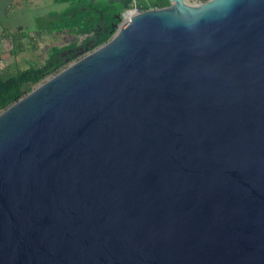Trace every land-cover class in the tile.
<instances>
[{
	"label": "water",
	"instance_id": "obj_1",
	"mask_svg": "<svg viewBox=\"0 0 264 264\" xmlns=\"http://www.w3.org/2000/svg\"><path fill=\"white\" fill-rule=\"evenodd\" d=\"M167 1L0 110V264H264V0Z\"/></svg>",
	"mask_w": 264,
	"mask_h": 264
},
{
	"label": "trees",
	"instance_id": "obj_2",
	"mask_svg": "<svg viewBox=\"0 0 264 264\" xmlns=\"http://www.w3.org/2000/svg\"><path fill=\"white\" fill-rule=\"evenodd\" d=\"M138 1L137 6L140 10L163 7L168 4L167 0ZM121 11L122 8L104 2L74 0L68 7L56 13L53 20L45 26V30H67L84 37L79 40V43L72 42L61 47H51L47 58L40 66H31L14 73L0 74V110L18 100L36 84L64 68L69 62L77 59L78 49L69 52L68 49L80 47L83 50L85 48L91 50L106 42L114 32L111 24L117 22L115 14H119ZM103 23L106 25L105 28L101 26Z\"/></svg>",
	"mask_w": 264,
	"mask_h": 264
},
{
	"label": "rangeland",
	"instance_id": "obj_3",
	"mask_svg": "<svg viewBox=\"0 0 264 264\" xmlns=\"http://www.w3.org/2000/svg\"><path fill=\"white\" fill-rule=\"evenodd\" d=\"M185 1L190 4L200 2L199 0ZM3 18V15L0 14V74L14 73L31 66H40L47 58L51 47H61L72 42L79 43V40L84 37L67 30L47 31L44 27L50 22L49 19L32 21L30 14L23 11L10 13L8 20ZM15 23H20L23 26L32 25L34 30L24 28L18 32L12 26Z\"/></svg>",
	"mask_w": 264,
	"mask_h": 264
},
{
	"label": "crops",
	"instance_id": "obj_4",
	"mask_svg": "<svg viewBox=\"0 0 264 264\" xmlns=\"http://www.w3.org/2000/svg\"><path fill=\"white\" fill-rule=\"evenodd\" d=\"M94 2H104L109 5L122 8V11L130 9L134 4L137 5L138 0H90ZM74 0H0V14L8 20V15L23 11L29 13L32 21H39L40 19L53 20L56 13L61 12L63 9L72 4ZM128 13H126L127 15ZM3 18V19H4ZM12 26L18 31L24 28H29L31 31L34 29L32 25H21L15 23ZM7 28V27H6ZM45 28V27H44ZM18 31V32H19ZM43 32V31H42ZM40 36L42 34L40 33ZM60 47V46H58Z\"/></svg>",
	"mask_w": 264,
	"mask_h": 264
},
{
	"label": "built area",
	"instance_id": "obj_5",
	"mask_svg": "<svg viewBox=\"0 0 264 264\" xmlns=\"http://www.w3.org/2000/svg\"><path fill=\"white\" fill-rule=\"evenodd\" d=\"M130 9H131L132 11H134V12L142 11V10H140V9L138 8V6H137L136 4H134L133 7L130 8Z\"/></svg>",
	"mask_w": 264,
	"mask_h": 264
},
{
	"label": "flooded vegetation",
	"instance_id": "obj_6",
	"mask_svg": "<svg viewBox=\"0 0 264 264\" xmlns=\"http://www.w3.org/2000/svg\"><path fill=\"white\" fill-rule=\"evenodd\" d=\"M200 2H203V1H201V0H199ZM103 28H105L106 27V25L103 23L102 25H101ZM99 27V26H98ZM100 28V27H99Z\"/></svg>",
	"mask_w": 264,
	"mask_h": 264
},
{
	"label": "bare ground",
	"instance_id": "obj_7",
	"mask_svg": "<svg viewBox=\"0 0 264 264\" xmlns=\"http://www.w3.org/2000/svg\"><path fill=\"white\" fill-rule=\"evenodd\" d=\"M130 14H128V15H125L126 17H128Z\"/></svg>",
	"mask_w": 264,
	"mask_h": 264
}]
</instances>
